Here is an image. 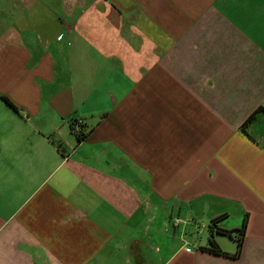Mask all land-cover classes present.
<instances>
[{
    "label": "crops",
    "instance_id": "crops-1",
    "mask_svg": "<svg viewBox=\"0 0 264 264\" xmlns=\"http://www.w3.org/2000/svg\"><path fill=\"white\" fill-rule=\"evenodd\" d=\"M0 103V264H264V0H0Z\"/></svg>",
    "mask_w": 264,
    "mask_h": 264
},
{
    "label": "trees",
    "instance_id": "trees-1",
    "mask_svg": "<svg viewBox=\"0 0 264 264\" xmlns=\"http://www.w3.org/2000/svg\"><path fill=\"white\" fill-rule=\"evenodd\" d=\"M1 99L4 101V103L9 106L10 108L14 109L15 111H18V107L7 97L2 95ZM264 113V107L259 106L253 113H251L246 120L241 124L240 130L250 138H252L247 130L248 126L252 124L258 114ZM81 129H83L84 124H80ZM77 138L79 140L84 139L86 135L82 132L79 134H76ZM227 217V215L223 214L218 217H215L210 220L208 224V238H207V243L204 246H201L200 249L203 251H206L208 253L214 254V255H221V256H227V257H232V258H237L240 256L242 248H243V243H244V237L246 234L247 230V225H248V218H249V213L244 214L243 221L239 227H235L232 229H227L223 228L220 225V222ZM228 236L233 243L236 246V250L233 253H229L220 246V244L217 241V236Z\"/></svg>",
    "mask_w": 264,
    "mask_h": 264
},
{
    "label": "rangeland",
    "instance_id": "rangeland-1",
    "mask_svg": "<svg viewBox=\"0 0 264 264\" xmlns=\"http://www.w3.org/2000/svg\"><path fill=\"white\" fill-rule=\"evenodd\" d=\"M1 104V103H0ZM2 107V105H0ZM4 109V112L6 111L5 107H2ZM1 114V113H0ZM241 213L239 209H232V214L229 216L228 219H226L224 221L225 225L229 226V227H236L237 225H240L241 223ZM208 234H204L203 237L207 242V238H208ZM217 240L220 241L221 244L224 245V247L228 248V249H234L235 248V244L233 243V241L228 237V236H217Z\"/></svg>",
    "mask_w": 264,
    "mask_h": 264
},
{
    "label": "built area",
    "instance_id": "built-area-1",
    "mask_svg": "<svg viewBox=\"0 0 264 264\" xmlns=\"http://www.w3.org/2000/svg\"><path fill=\"white\" fill-rule=\"evenodd\" d=\"M83 123V121L81 119H76L71 126V130L74 134H79L80 132H82L81 126L80 124ZM187 251H190V248H186Z\"/></svg>",
    "mask_w": 264,
    "mask_h": 264
}]
</instances>
